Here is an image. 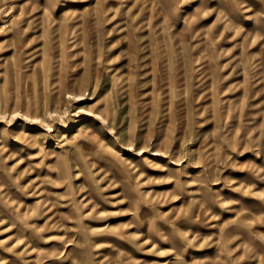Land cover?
I'll use <instances>...</instances> for the list:
<instances>
[{
  "label": "rangeland",
  "instance_id": "rangeland-1",
  "mask_svg": "<svg viewBox=\"0 0 264 264\" xmlns=\"http://www.w3.org/2000/svg\"><path fill=\"white\" fill-rule=\"evenodd\" d=\"M0 264H264V0H0Z\"/></svg>",
  "mask_w": 264,
  "mask_h": 264
}]
</instances>
